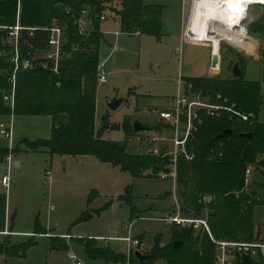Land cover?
Segmentation results:
<instances>
[{
    "label": "rangeland",
    "instance_id": "obj_1",
    "mask_svg": "<svg viewBox=\"0 0 264 264\" xmlns=\"http://www.w3.org/2000/svg\"><path fill=\"white\" fill-rule=\"evenodd\" d=\"M142 2L145 5L162 6L163 27L159 38L120 34L109 12L106 14L111 18L100 24V32L108 35L107 43L101 39L98 48V62L103 63L106 76L103 83L97 82L96 85L95 132L101 129L103 120L108 126H119L125 120H128L130 125L133 121H139L150 130L131 134L127 139L126 153L146 155L149 148L144 139L146 135H152L151 127L155 122V116L150 111L163 110L170 105V98L177 92L179 67L183 69L186 77L226 78L231 75L229 69L233 61L240 58L244 64L245 79L259 82L264 97V6H247L246 18L242 21L243 24L241 23L247 30V35L245 30L243 31L246 35L245 43L233 42L227 34H221L222 37L226 36L224 39L244 50L232 46L218 36L214 39L190 37L192 41L183 44L180 60L177 49L181 46L182 34L175 32L174 18L176 12L178 19L180 18L182 0ZM203 3V0L197 2L193 14L196 15L198 8L204 7ZM189 7L190 0H185L184 24L189 16ZM202 18L200 14L198 23ZM257 26L259 30L256 29ZM251 27L256 31L251 32ZM104 28L109 29L107 31ZM214 29H218V20ZM196 32L204 35V30L200 27H196ZM115 33L118 34L114 36ZM233 34L236 39L241 36L236 32L232 33V36ZM218 39L220 67L218 72L212 74L208 47L210 43L207 42L212 43L216 52ZM112 47L115 49L111 53ZM188 67L191 69L187 70ZM141 94L146 95L143 100L138 97ZM114 98H122L123 101L111 111L108 103ZM9 117L10 115H5L2 119ZM258 118L264 122V109ZM14 119L19 127L15 139L13 137L11 157L12 161L20 159L22 167L20 170L12 167L9 172L12 183H9L8 190L9 223L6 231L10 230L12 233L0 235V244H3L0 245V250H3L0 252V264H70L67 258L69 254L78 258L82 264H105L100 259L89 257L82 241L101 237L103 241L95 240L98 247L109 248L126 257V243L118 239L127 237L125 226L131 222V236L141 238L142 247L140 244L138 250L142 254L151 251L156 237L160 238L161 246L169 243L167 226L158 221L143 220L140 216L161 217L165 212L163 209L167 207L169 211L175 207V199L183 211L179 199V185L174 187L170 181L149 177L147 170L142 172L141 177L134 178L122 172L119 167L100 162L92 156L62 157L50 156L43 150L29 151V144L50 139V120L47 117L27 118L12 115L13 123ZM155 129L158 127L154 126ZM102 138L121 143L125 141L126 136L122 130H105ZM0 149H8V141L1 137ZM6 165V162L0 161V170L3 173L7 171ZM247 168L251 171L248 188L258 189L257 198L264 201V187L253 186V183L264 186V178L260 177L252 166ZM123 195H126L136 209L132 219L129 204L120 199ZM83 215H90L91 218L80 221ZM253 220L254 228L256 227L254 231L259 232L261 237L264 234V205L255 207ZM40 229L45 230L43 234H31ZM30 241H33L34 245L25 248L22 256H9L5 253V248H20ZM62 244L66 246L65 250L61 249Z\"/></svg>",
    "mask_w": 264,
    "mask_h": 264
},
{
    "label": "trees",
    "instance_id": "obj_2",
    "mask_svg": "<svg viewBox=\"0 0 264 264\" xmlns=\"http://www.w3.org/2000/svg\"><path fill=\"white\" fill-rule=\"evenodd\" d=\"M57 4L63 5L62 12L56 9ZM83 8L89 9L93 27L85 37L77 35L73 26L68 25ZM107 12L118 20L121 34L159 38L162 33V6L145 5L142 0H0V91L10 87L8 79L13 66L9 62L7 34L8 28L14 26L17 19L21 26L28 28H47L53 19H59L66 26L68 40L65 49L69 52L58 74L38 66L17 71L14 108L11 112L8 107L0 106V115L51 117L50 139L29 144V151L43 150L50 156L62 157L92 156L136 178L141 177L143 171L155 169L158 160L150 154L126 153L127 139L134 134L129 121L125 120L119 126H108L103 120L101 129L95 132L98 48L102 39L100 17ZM249 29L256 31L252 27ZM256 29L260 28L257 26ZM46 35L44 31H34L31 37H24L22 55L31 58L36 50L44 49ZM73 47L78 50L72 51ZM234 63L239 65V78L230 75L226 78L186 79L192 82L196 90L210 95L221 94L240 109L254 113L255 118L249 122L231 120L226 114L220 118H204L192 142L195 159L192 162H179L177 185L183 213L205 218L214 239L251 242L260 234L254 231V209L264 205V201L257 198L258 189H249L245 185L244 175L247 167L252 166L264 178V122L258 118L264 109V97L259 82L244 78L242 60L236 58ZM225 129L232 130V136L216 139ZM105 130H122L126 139L121 143L105 140L102 138ZM242 133H251L252 138L239 137ZM248 144L250 150L242 159V151ZM7 154V149H0L2 159ZM253 186L264 187L257 183H253ZM120 199L129 204L131 219L134 218L136 209L133 204L126 195ZM89 218L90 215H83L80 221ZM168 228L169 243L161 246L160 238L156 237L142 264H213L214 245L207 233L176 225ZM44 231L40 229L33 236ZM138 240L141 244L140 237ZM175 241L180 242L177 250L173 248ZM32 245L34 243L30 241L23 247L4 250L9 256H22L24 249ZM82 245L89 257L100 259L105 264L125 261L123 254L98 247L93 239L83 240ZM61 249L65 250L66 246L62 244ZM130 264L140 263L133 256ZM250 264L263 263L251 260Z\"/></svg>",
    "mask_w": 264,
    "mask_h": 264
},
{
    "label": "built area",
    "instance_id": "obj_3",
    "mask_svg": "<svg viewBox=\"0 0 264 264\" xmlns=\"http://www.w3.org/2000/svg\"><path fill=\"white\" fill-rule=\"evenodd\" d=\"M199 0L193 1L194 3ZM264 6V4H255ZM246 4L242 6V11L246 13ZM253 6V5H249ZM245 15V14H244ZM111 16L103 14L100 21L104 22ZM114 25L119 28V22L116 18L112 17ZM244 16L239 22L242 23ZM240 25L245 29L246 27ZM74 32L81 36H88L92 30V21L90 18V11L88 8H83L77 17L72 18ZM34 31H44L46 35V43L44 49H38L34 52L31 58H26L21 52V43L24 37H31ZM213 32V33H212ZM215 36V31H211ZM116 34V33H115ZM66 26L59 19H53L47 28H28L19 24L18 19L14 26L8 28L7 43L9 46V62L13 66L11 77L8 79L10 87L6 90H1L2 100L7 103L8 108L12 112L15 101V74L17 71H26L33 69L35 66L41 69L58 74L60 65L68 56V51L65 49L67 43ZM187 41H192L187 35V31L181 37V46L177 49L179 58L181 60L183 44ZM210 51L211 57L213 53L218 54L220 48V40L218 39V49L214 52L211 42ZM233 46V45H232ZM236 47V46H234ZM77 47H73L72 51H77ZM219 56V55H218ZM211 63V62H210ZM220 61L215 67H211L212 72H218ZM105 75L102 72L100 65L97 66V82L103 83ZM177 92L171 99L170 105L163 110L153 109L150 111L155 116L154 126L158 129L154 130L152 135H146L144 142L148 146L147 154L157 158L158 164L155 169H148L147 176L152 178H159L161 180L170 181L175 187L178 179V165L180 161L192 162L195 159V153L192 148V142L199 128L203 124L204 118H220L223 114L228 115L231 120L238 122H249L255 118L254 113L246 112L233 102H230L226 97L221 94L210 95L200 90H196L191 81L185 79L179 73L177 78ZM12 114L9 118L0 122V137L7 140L10 144L11 141V128H12ZM8 154L2 159L6 162L7 172L13 167L11 157L12 147L9 145ZM48 174V172L46 173ZM251 171L246 169L244 175V183L247 185L250 181ZM10 183L8 173L0 176V187L6 189ZM175 207L165 213L161 217H145L140 216L143 220H152L163 223L165 226L172 225L180 226L182 228H193L196 231L207 233L210 241L214 245V259L213 264H240L241 257L248 255L250 259L256 258L260 251L264 250V236L258 237L251 242L242 241H229V240H216L210 234V230L205 218H196L192 215H185L178 205L177 200H174ZM133 222L125 226L127 230V237L121 238L126 243L127 253L124 264H130V259L133 252L138 250L140 243L138 238L131 236V228ZM65 237V236H64ZM117 239V238H114ZM70 264H82V262L74 255L67 256Z\"/></svg>",
    "mask_w": 264,
    "mask_h": 264
},
{
    "label": "crops",
    "instance_id": "obj_4",
    "mask_svg": "<svg viewBox=\"0 0 264 264\" xmlns=\"http://www.w3.org/2000/svg\"><path fill=\"white\" fill-rule=\"evenodd\" d=\"M184 1L185 0H182V3L180 4V18L178 19V15H177V12L175 13V18H174V22H175V26H174V30L175 32H180L182 35L184 32H186L187 30H189L192 35L194 36H200L197 32H196V27H200L201 29H203V21H204V14H205V11L207 9L204 8L200 13L202 14L203 18L201 19V22L200 23H197V19H198V14H199V11L203 8V6H201L200 8H198L197 10V13L196 15L193 14V11H194V6H193V9L191 10L192 8V5H193V1L194 0H190V7H189V12H188V15L190 16V19H189V16L187 17V26L186 24L183 23V4H184ZM204 3L203 5L205 6L207 1L206 0H203ZM218 7H219V0H214L213 1V5L210 9V14H209V18H210V27L212 28L213 31H215V33L217 35L218 32H217V29L215 30L214 29V25H217V20H218ZM171 10V9H170ZM188 20H189V23H188ZM209 22V19L207 20V23ZM102 23V22H101ZM161 23H162V27H163V22H162V16H161ZM190 25V26H189ZM117 27V26H116ZM118 28V27H117ZM105 30L108 31L109 28H104ZM119 29V28H118ZM102 41H104L105 43H107V40H106V36L108 35L107 33H102ZM118 34V33H117ZM117 34H113L114 36H116ZM121 34V33H120ZM181 34H179V37L181 36ZM220 34H224L222 31ZM135 35H139V34H135ZM140 36V35H139ZM182 37V36H181ZM200 37H203V36H200ZM217 37V36H216ZM219 37V36H218ZM191 38H195L193 36H191ZM205 38H208V37H205ZM198 39H203V38H198ZM214 39V38H213ZM252 39V38H251ZM254 39V38H253ZM258 41V40H257ZM207 46V45H206ZM209 47V46H208ZM114 47H112V50H111V53L114 51ZM211 59V51L209 53V60ZM101 69H102V72H104V65L103 63L102 64H99ZM191 67H188L187 70H190ZM212 72V71H211ZM179 73L181 74L182 77H184L185 79L186 78H192V77H186L184 75V71L181 67H179ZM213 74V72H212ZM105 75V74H104ZM216 75V74H214ZM106 76V75H105ZM212 76V75H211ZM210 77V76H209ZM245 78V77H244ZM249 81V80H248ZM177 84V83H176ZM146 95H138V97L140 98V100H143L145 98ZM173 97L170 98V100L172 99ZM0 106H5V107H8L5 102L2 100V93L0 91ZM23 116V115H21ZM3 117H5V115H0V121H3L4 119H2ZM24 117H47L50 121V133H51V127H52V119L51 117L49 116H24ZM12 119V118H11ZM19 127V124L17 121H15L14 119V123L12 122V128H11V141H10V144L8 142V147L9 145H11L12 147V144H13V137L15 139V136H16V131H17V128ZM38 152V151H37ZM13 167L16 169V170H20V168L22 167V162L20 159L18 160H14L13 161ZM10 172V171H9ZM9 172L6 171V173H8L9 175ZM6 173H3L2 170H0V176L3 175V174H6ZM12 182L10 181V184ZM9 187L10 185L8 186V188L4 189L2 187H0V235H5V234H9V233H12L10 230H7L6 231V226L8 225L9 223V216H8V205H9V201H8V190H9ZM163 211H168V208L166 207L165 210L163 209ZM164 212V213H165ZM254 221V220H253ZM256 228V227H255ZM254 228V229H255ZM259 228V227H258ZM257 228V229H258ZM256 230V229H255ZM28 234L27 232H17V234ZM33 234V233H31ZM262 236H264V234H262ZM261 236V237H262ZM7 237V236H5ZM136 238H139V236H137ZM89 239V238H88ZM94 240L96 241H103L101 237H94L93 238ZM141 247H142V243H141ZM251 260H254L256 263L257 262H262L264 264V250L260 251L258 256L256 258H253V259H250V262Z\"/></svg>",
    "mask_w": 264,
    "mask_h": 264
},
{
    "label": "bare ground",
    "instance_id": "obj_5",
    "mask_svg": "<svg viewBox=\"0 0 264 264\" xmlns=\"http://www.w3.org/2000/svg\"><path fill=\"white\" fill-rule=\"evenodd\" d=\"M206 1H207L206 5L199 11V14H198V18H199L201 11L208 6L204 14V21H203L204 35H200L203 37L192 35L195 38H203V39H206L205 37L217 38L216 36L210 35V32L213 30L209 24L210 23V18H209L210 12L209 11L213 5L214 0H206ZM196 4L197 2L194 3V9L196 7ZM244 4L248 6L255 5V4H264V0H219L218 29H217L218 34H220L222 31L223 33L227 34L228 37H231L230 40H232L233 42H238V43L246 42L245 41L246 35H244V32H243L245 29L240 25L241 22H239V20H241L243 16L244 18H246V13L242 11V9H244L242 8ZM208 19H209V22L207 23ZM197 23H198V19H197ZM234 32L239 33L241 36L239 37L237 36V39H236L235 34H233L232 36V33ZM217 36L223 39L226 37V36L222 37L221 34ZM224 40H226L231 45L236 46L241 50H244L243 48L232 44L229 40L227 39H224Z\"/></svg>",
    "mask_w": 264,
    "mask_h": 264
},
{
    "label": "water",
    "instance_id": "obj_6",
    "mask_svg": "<svg viewBox=\"0 0 264 264\" xmlns=\"http://www.w3.org/2000/svg\"><path fill=\"white\" fill-rule=\"evenodd\" d=\"M56 9L59 10L60 12H62L63 11V5L62 4H57L56 5ZM187 35H188V37H191L192 33L189 30H187ZM218 60H219L218 54L213 53L212 57H211V67H215L217 65V63H218ZM231 75H232L233 78H239L241 76V71H240L238 63H234V65H233V67L231 69ZM122 101H123L122 98H120V99L114 98L110 103H108V108L111 111H114L121 104ZM132 130H133L134 134H137V133H140V132L149 131L150 128L148 126L142 124L139 121H133ZM231 136H232V130L225 129L224 131H222L220 134H218L216 136V139H224V138H229ZM239 137H241L243 139L250 140L252 138V134L251 133H242V134H239ZM249 150H250V145L248 144V145H246V147L242 151V155H241L242 159H245V157H246L247 153L249 152ZM0 161H2L1 157H0ZM179 246H180V242H177V241L173 242V248L175 250H177L179 248ZM133 256L135 257V259L140 264H142L144 262V260L146 259V257H147V255L142 254L139 250H135L133 252ZM241 264H250V258H249L248 255H243L241 257Z\"/></svg>",
    "mask_w": 264,
    "mask_h": 264
}]
</instances>
